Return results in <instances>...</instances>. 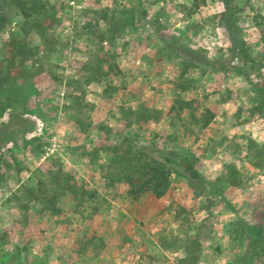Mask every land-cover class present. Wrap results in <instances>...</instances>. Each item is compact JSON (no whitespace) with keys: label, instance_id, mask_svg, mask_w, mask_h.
<instances>
[{"label":"rangeland","instance_id":"rangeland-1","mask_svg":"<svg viewBox=\"0 0 264 264\" xmlns=\"http://www.w3.org/2000/svg\"><path fill=\"white\" fill-rule=\"evenodd\" d=\"M43 3L29 19L10 4L0 12V124L17 118L0 145V264H186L196 237L197 264H264V238L249 234L264 229V0ZM12 37L24 48L14 64ZM178 97L214 120H178ZM141 106L163 118L132 124ZM99 125L193 154L210 185L196 195L174 173L161 199L132 200L125 186L110 198ZM53 159L97 197L62 196L57 216L28 200Z\"/></svg>","mask_w":264,"mask_h":264},{"label":"trees","instance_id":"trees-1","mask_svg":"<svg viewBox=\"0 0 264 264\" xmlns=\"http://www.w3.org/2000/svg\"><path fill=\"white\" fill-rule=\"evenodd\" d=\"M30 3L31 5H29ZM30 3L26 0H0V12L4 4H10L24 18L29 19L35 14H41L45 8L43 0L30 1ZM37 26H40V24ZM261 31V38L264 43V23ZM39 32L43 36L45 31L40 29ZM6 46L11 48L9 52H12V55L9 60L11 64H14L15 53H21L20 50L24 48L17 44L13 37L10 38ZM94 72L97 73V71ZM191 86L190 82L185 81L182 82L180 88L182 91H188L192 88ZM186 112H189L190 119L195 120L197 124H201L202 128L210 125L215 118V114L210 109H205L200 117H197L193 109V101L181 97L175 100L169 114H175V117L181 120L182 115ZM130 116L133 117L132 124L141 126L149 121L157 122L161 120L163 113L147 106H141L139 110L133 111ZM16 119V116L9 115L8 119L0 124V145L4 144L16 131V127H14ZM77 123L82 132L93 126L92 123L84 124L79 119H77ZM98 129L101 134L105 135V144L102 150L107 153L108 161L102 168L104 170L105 192L110 198H113L122 186H126V196L132 200H138L147 193L152 194L156 199H161L170 192L172 187L171 177L174 173L185 178L196 195L204 192L206 186L210 185L196 169V158L193 154L181 155L180 152L168 150L156 144L141 147L129 133L117 135L114 139L112 138L114 131L110 127L99 125ZM55 160L46 161L41 165L45 168L44 176L46 180H40L37 186L29 187L26 190L28 200L42 204L53 216L60 213L57 204L62 196L67 195L71 200L79 202L80 200H82L81 202L86 200L85 195L90 200L97 197L95 192L78 188L73 181V177L64 173L61 165ZM48 183L52 187L50 191L46 190ZM94 211H97V209ZM249 234L253 244H255L257 238H264V229L253 226L249 228ZM191 245L186 249L187 255L184 262L186 264H197L200 249L197 237Z\"/></svg>","mask_w":264,"mask_h":264},{"label":"crops","instance_id":"crops-1","mask_svg":"<svg viewBox=\"0 0 264 264\" xmlns=\"http://www.w3.org/2000/svg\"><path fill=\"white\" fill-rule=\"evenodd\" d=\"M122 187H123V186H122ZM122 187H121V188H122ZM125 187H126V186H125ZM147 194H150V193H147ZM151 195H152V194H151ZM152 196H153V195H152ZM153 197H154V196H153Z\"/></svg>","mask_w":264,"mask_h":264}]
</instances>
